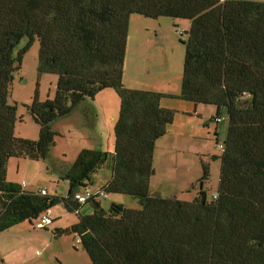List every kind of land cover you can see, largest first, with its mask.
<instances>
[{
	"label": "trees",
	"instance_id": "trees-1",
	"mask_svg": "<svg viewBox=\"0 0 264 264\" xmlns=\"http://www.w3.org/2000/svg\"><path fill=\"white\" fill-rule=\"evenodd\" d=\"M132 15L190 22L180 99L224 110L227 135L214 192L203 189L208 167L192 201L152 194L156 141L173 123L163 94L123 84L128 26ZM23 38L28 43L13 56ZM39 42L38 73L58 76L55 96L28 106L39 126L36 141L14 134L17 106L8 102L22 56ZM114 89L121 100L111 158L82 150L63 175L65 198L23 190L7 180L11 158L47 160L57 135L53 124L79 103ZM100 189L138 201L139 209L74 195L107 167ZM62 204L78 221L60 234L79 237L91 264H264V2L255 0H0V234L22 223L32 226Z\"/></svg>",
	"mask_w": 264,
	"mask_h": 264
},
{
	"label": "rangeland",
	"instance_id": "rangeland-1",
	"mask_svg": "<svg viewBox=\"0 0 264 264\" xmlns=\"http://www.w3.org/2000/svg\"><path fill=\"white\" fill-rule=\"evenodd\" d=\"M187 29L188 22L185 20L168 17L150 19L132 15L128 26L123 84L133 90L163 94L160 105L175 111L173 123L167 128L166 134L156 141L153 155L155 191L163 198L175 197L192 201L198 193L203 166L208 167L209 171V178L203 182V189L208 195L217 189L220 161L212 158L220 156L216 144L226 138L227 118L225 111L221 110L219 116L222 119L216 123L213 119L217 115L214 106L194 105L180 99L185 55L182 41L187 39L184 33ZM27 43L28 39L23 38L14 49L13 56L17 57ZM38 54L39 42L35 40L21 54V68L14 75L8 97L9 104L17 106L14 134L18 138L26 136L30 141L38 139L40 128L30 116L28 106L36 95L41 101L52 100L58 81L56 74L38 73ZM90 104L94 110L95 128L103 139L102 146L86 139L83 129L72 128L73 131L66 134V129L71 128L73 122H63L59 127L61 132H65L57 133L50 158L40 161L11 158L8 161L9 180L17 182V179H26L28 176L32 180L39 179V185L44 182L43 186H46L51 182L52 192H62L63 189L59 184H54L51 177L56 176V182L61 184L68 185L69 182L57 179L53 163L72 164L80 151L91 149L106 152L111 158L115 148L114 128L121 108L120 97L114 89H105ZM27 164L31 168H26ZM105 170L102 174H93V188L101 189L104 185L107 177ZM114 202L126 208L139 209L138 201L129 196L108 194L99 199L105 210ZM53 210L62 212L63 206H55ZM89 210L91 206L87 204L81 214ZM76 216L74 213L71 216L66 214L57 222L64 224ZM25 223L24 227L30 234L26 235L29 242L22 245L21 260H25L23 264H90L81 245L73 246L76 236H55L54 233L59 227L54 224L49 229L38 230L30 222ZM45 230L47 232L44 233Z\"/></svg>",
	"mask_w": 264,
	"mask_h": 264
},
{
	"label": "crops",
	"instance_id": "crops-1",
	"mask_svg": "<svg viewBox=\"0 0 264 264\" xmlns=\"http://www.w3.org/2000/svg\"><path fill=\"white\" fill-rule=\"evenodd\" d=\"M187 22H188V29H189L190 22L189 21H187ZM188 29H187V31H188ZM185 36H187V35L185 34ZM91 101L92 100H86L84 102L79 103V105L77 107H75V109L67 117H65L63 119H60V120H58L57 122H55L53 124V127H52L53 131L56 132V133H59V134L60 133L64 134L65 131L62 130V132H61V129H60L59 126L63 122L72 121L73 122L72 123V127L66 129V134L69 133V132H72L73 129H83L85 131V133H86L85 134V138L86 139H89L90 141H93L95 144H97L99 146H102L103 139H102L101 134H99L97 132L96 128H95V124H94L95 116H94L93 107L90 104ZM21 137L27 139L26 136H21ZM110 137H111V132H110V127H109V139H110ZM31 139H34V138H31ZM94 149H97V148H94ZM91 150H93V149H91ZM54 161H56V160H54ZM8 164H9V162H8ZM8 164H7V180L9 182H11V183H16V184H19V185H21L24 182L25 186L23 187V190L29 191V192H38V190L45 189L46 192H47V195H49V196H58L60 198H65L68 195L69 184L66 185V184H61L58 181L56 182V176L55 177H51V179H52L54 184L56 183V185L57 184L60 185V187L63 189L62 192H58L56 190L54 192H52V186H51L52 184H51V182H48L46 184V186H43L45 184L44 182L39 185L38 184V180L39 179L32 180L28 176H26V179H24V177L21 180L17 179V182H12V180L10 181L9 180V169H8L9 165ZM53 165H54L53 168L56 171V175H58L57 179L58 180H63L62 177L65 174V172L68 170V168L70 167L71 164H69L67 162H62V163H58V164L57 163L56 164L53 163ZM19 167L20 166L18 165L17 168H19ZM26 168H31V166L27 164ZM104 169H106L105 171L107 172V177H106V180L104 182V184H105L110 178V172H109L108 166L104 167L103 169H101L96 174H102V172H104L103 171ZM93 183L94 182H93V177H92V182L89 185L88 189H90L92 192H96V194H97L101 190L99 188L98 189L93 188ZM103 186H101L100 188H102ZM155 188H156V183L154 181V176H153L151 178V182H150V189H151L152 194H156ZM101 197H103V196H98L97 195L96 201L99 202V199ZM105 197L106 196H104L103 198H105ZM59 205H62V204H59ZM84 206H86V205H83L80 208V210H79L80 213L83 210ZM53 208L50 209L52 223L45 229H49V227L54 224L55 226L59 227V229L57 228L55 233H54L55 236H57V237H59V236H68L69 237V236L73 235V234H70V235L60 234V231H65L66 229H69L71 226L75 225L76 222L78 221V217L77 216L74 217V219H71L70 222H67V223H64V224H60L59 222H57L58 220H60L66 214L71 216V214H73V213L68 212L64 208V206H63V211L62 212H55L53 210ZM91 212H92V207H91V210H89V212L85 213V215L91 214ZM24 224H26V223L22 222V223H20V224H18L16 226L12 227L11 229H9V230H7V231H5V232L0 234V238H1L0 239V264H23L24 263L25 260H21L22 245H25L26 243L29 242L28 237H26V235L30 234V231H28V229H26L24 227ZM32 227L35 228L34 226H32ZM38 230H42V229H38ZM43 232L45 233L47 231L45 230ZM73 237H75V235H73ZM89 263L91 264L90 261H89Z\"/></svg>",
	"mask_w": 264,
	"mask_h": 264
},
{
	"label": "built area",
	"instance_id": "built-area-1",
	"mask_svg": "<svg viewBox=\"0 0 264 264\" xmlns=\"http://www.w3.org/2000/svg\"><path fill=\"white\" fill-rule=\"evenodd\" d=\"M219 151H223L224 147L223 144H218L216 146ZM22 187L25 186V183L23 182L21 184ZM38 193H40L41 195H46V190L45 189H41L38 190ZM95 195L98 196H105L104 193L102 192H98L96 194V192H92L90 189L85 188L82 192H78L74 195V199L77 201V203H79L80 205L85 204L90 198L94 197ZM212 199H216L217 198V193L214 192L211 196ZM52 223V219H51V213L50 210H47L46 212H44L39 219L34 223V227L36 229H45L47 228L50 224ZM79 244V237H76L75 243H74V247H77V245Z\"/></svg>",
	"mask_w": 264,
	"mask_h": 264
},
{
	"label": "clouds",
	"instance_id": "clouds-1",
	"mask_svg": "<svg viewBox=\"0 0 264 264\" xmlns=\"http://www.w3.org/2000/svg\"><path fill=\"white\" fill-rule=\"evenodd\" d=\"M22 187V186H21ZM23 188V187H22ZM106 196V195H105Z\"/></svg>",
	"mask_w": 264,
	"mask_h": 264
}]
</instances>
